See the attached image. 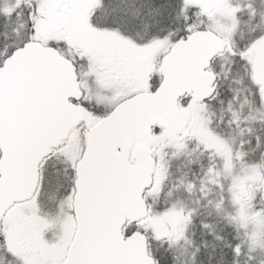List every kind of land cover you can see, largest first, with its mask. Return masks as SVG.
Segmentation results:
<instances>
[{
    "label": "snow or ice",
    "instance_id": "obj_1",
    "mask_svg": "<svg viewBox=\"0 0 264 264\" xmlns=\"http://www.w3.org/2000/svg\"><path fill=\"white\" fill-rule=\"evenodd\" d=\"M0 264H264V0H0Z\"/></svg>",
    "mask_w": 264,
    "mask_h": 264
}]
</instances>
